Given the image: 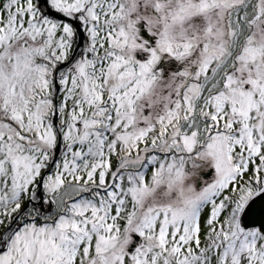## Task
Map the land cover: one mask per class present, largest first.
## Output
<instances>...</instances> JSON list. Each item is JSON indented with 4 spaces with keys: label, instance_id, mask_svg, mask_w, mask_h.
<instances>
[{
    "label": "snow or ice",
    "instance_id": "obj_1",
    "mask_svg": "<svg viewBox=\"0 0 264 264\" xmlns=\"http://www.w3.org/2000/svg\"><path fill=\"white\" fill-rule=\"evenodd\" d=\"M0 264H264V0H0Z\"/></svg>",
    "mask_w": 264,
    "mask_h": 264
}]
</instances>
